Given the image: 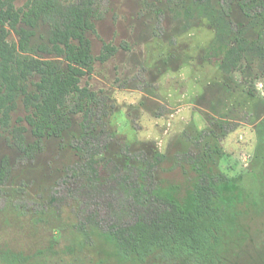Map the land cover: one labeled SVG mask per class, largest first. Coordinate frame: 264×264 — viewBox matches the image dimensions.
Returning <instances> with one entry per match:
<instances>
[{
  "label": "rangeland",
  "instance_id": "obj_1",
  "mask_svg": "<svg viewBox=\"0 0 264 264\" xmlns=\"http://www.w3.org/2000/svg\"><path fill=\"white\" fill-rule=\"evenodd\" d=\"M27 1L16 0V8L25 10ZM211 3L226 6L224 0ZM223 18L211 21L194 0H98L91 15L95 31L85 33L91 52L98 56L104 43L117 50L105 62L95 59L80 86L98 99L91 104L92 145H105L102 155L130 166L132 177L144 178L148 162L159 159L156 189L192 207L200 174H225L215 201L223 215L218 248L224 263L264 264V61L241 53L230 71L220 66L241 31L253 41L264 20L250 26L237 1ZM33 30L32 47L52 32L42 19ZM18 39L14 32L8 37ZM38 80L29 77L28 92ZM16 103L9 126L0 129V162L7 157L10 166L0 186V264H138L84 219L96 209L103 214L99 197L107 204L118 184L105 182L100 196L84 188L89 144L83 115L70 114L61 137L45 138L42 150L26 157L10 129L23 125L25 142L34 137L21 96ZM100 175L109 174L101 169ZM140 264L179 263L150 257Z\"/></svg>",
  "mask_w": 264,
  "mask_h": 264
},
{
  "label": "trees",
  "instance_id": "obj_2",
  "mask_svg": "<svg viewBox=\"0 0 264 264\" xmlns=\"http://www.w3.org/2000/svg\"><path fill=\"white\" fill-rule=\"evenodd\" d=\"M15 1L0 0V129L9 126L10 114L21 96L28 110L24 121L34 140L25 142L23 125L13 126L10 132L14 145L24 156L32 157L42 150L45 138L61 137L70 128V114L81 113L84 139L89 144L83 172L88 183L84 188L92 189L91 196H100L105 182L118 184L107 204L99 197L105 207L101 208L103 214L96 209L84 219L105 233L125 260L134 263L156 257L179 264H225L218 248L223 215L215 204L219 185L228 180L225 174L201 173L193 187L192 207H186L156 189L153 170L159 159L148 162L144 178L137 179L129 173L130 166L121 167L102 155L105 145L91 143L97 139L92 134L91 104L98 99L96 93L80 86L81 77L92 71L95 59L105 62L117 50L104 43L98 56L91 52L85 33L95 31L91 15L98 0H28L25 10L16 8ZM195 1L211 21L224 19L233 1L250 18V26L264 20V0H224L226 6L221 9L215 8L211 0ZM185 12L191 16L192 9L188 7ZM38 19L46 22L52 32L46 41L32 47L33 27ZM22 23L31 28L20 27ZM11 32L19 37L18 42L8 40ZM241 33L236 47L230 46L220 63L224 71L232 69L231 63L241 53L264 61V25L253 41L243 37L244 29ZM218 39L222 37L218 35ZM32 75H38L39 80L35 91L28 92L26 81ZM101 169L109 175L101 176ZM9 173L8 159L4 157L0 162V186L7 182ZM77 227L86 238L89 236L85 223Z\"/></svg>",
  "mask_w": 264,
  "mask_h": 264
}]
</instances>
